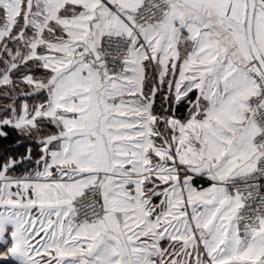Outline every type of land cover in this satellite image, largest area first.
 Instances as JSON below:
<instances>
[{
	"label": "snow or ice",
	"instance_id": "snow-or-ice-1",
	"mask_svg": "<svg viewBox=\"0 0 264 264\" xmlns=\"http://www.w3.org/2000/svg\"><path fill=\"white\" fill-rule=\"evenodd\" d=\"M10 138L0 264H264V0H0Z\"/></svg>",
	"mask_w": 264,
	"mask_h": 264
},
{
	"label": "trees",
	"instance_id": "trees-1",
	"mask_svg": "<svg viewBox=\"0 0 264 264\" xmlns=\"http://www.w3.org/2000/svg\"><path fill=\"white\" fill-rule=\"evenodd\" d=\"M16 143L15 139L10 138L9 140H2L0 139V149L4 148V147H12L14 146ZM22 150V149H19Z\"/></svg>",
	"mask_w": 264,
	"mask_h": 264
}]
</instances>
